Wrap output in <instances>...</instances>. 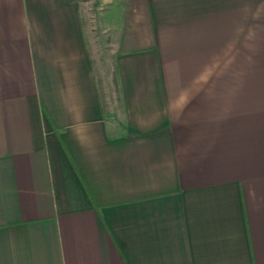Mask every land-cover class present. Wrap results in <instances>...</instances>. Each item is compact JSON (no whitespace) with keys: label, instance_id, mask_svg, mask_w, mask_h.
<instances>
[{"label":"crops","instance_id":"crops-1","mask_svg":"<svg viewBox=\"0 0 264 264\" xmlns=\"http://www.w3.org/2000/svg\"><path fill=\"white\" fill-rule=\"evenodd\" d=\"M83 0H0V264H264V0H116L102 87Z\"/></svg>","mask_w":264,"mask_h":264},{"label":"rangeland","instance_id":"rangeland-1","mask_svg":"<svg viewBox=\"0 0 264 264\" xmlns=\"http://www.w3.org/2000/svg\"><path fill=\"white\" fill-rule=\"evenodd\" d=\"M81 6L83 17L88 18L86 35L95 61L94 66L103 89L110 93L116 35L113 26L119 19L120 8L116 0H83Z\"/></svg>","mask_w":264,"mask_h":264},{"label":"trees","instance_id":"trees-1","mask_svg":"<svg viewBox=\"0 0 264 264\" xmlns=\"http://www.w3.org/2000/svg\"><path fill=\"white\" fill-rule=\"evenodd\" d=\"M117 78H118V71H117V68L114 66V71L112 73V80H113L114 86H116V87H118L117 86L118 85L117 84L118 83Z\"/></svg>","mask_w":264,"mask_h":264}]
</instances>
